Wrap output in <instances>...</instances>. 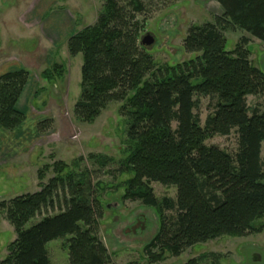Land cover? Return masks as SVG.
I'll return each instance as SVG.
<instances>
[{
	"label": "trees",
	"instance_id": "16d2710c",
	"mask_svg": "<svg viewBox=\"0 0 264 264\" xmlns=\"http://www.w3.org/2000/svg\"><path fill=\"white\" fill-rule=\"evenodd\" d=\"M130 1L132 8L141 9L139 0ZM216 1L222 16L215 24L189 29L183 45L194 57L181 64L157 68L143 48L138 50L136 30L129 29L134 17L124 13L118 0H105L97 21L67 41L69 55L80 53L83 60L75 117L91 123L106 102H126L132 146L120 172L132 176L121 197L156 210L158 232L144 247L154 261L164 252L178 257L195 244L224 235L247 237L263 228L255 224L264 218V112L250 111L246 97L264 95V72L252 65L243 46L226 50L220 29L231 24L264 43V0ZM53 67L56 73L61 69ZM28 78L23 68L0 75V126L7 131L25 118L16 103ZM41 78L51 80V70H44ZM206 96L217 102L201 127L193 113L199 103L195 97ZM231 130L238 137L234 153L204 144L214 136H229ZM107 160L99 163L104 166ZM50 168L54 176L38 192L0 201L16 236L0 264H51L46 244L66 236L68 264H110L93 232L98 204L84 195L86 176L73 174L59 161L38 169L37 178L43 180ZM152 182L175 188V200L154 196ZM65 183L71 192L67 208L25 228ZM165 211L175 214L166 216ZM184 264L199 263L192 258Z\"/></svg>",
	"mask_w": 264,
	"mask_h": 264
},
{
	"label": "rangeland",
	"instance_id": "374dc122",
	"mask_svg": "<svg viewBox=\"0 0 264 264\" xmlns=\"http://www.w3.org/2000/svg\"><path fill=\"white\" fill-rule=\"evenodd\" d=\"M104 1H62V5L68 4L69 11L66 13L72 18L73 32L60 43L50 42L49 39L54 37L44 28L33 30V22L6 27L11 18L4 12L7 8L16 7L15 4L20 1L0 0V14L4 16L0 15V21L7 23L4 25L6 32L0 26V62L5 55L8 63H14V68L23 66L28 72L31 86L36 90L35 98L29 104L30 118L38 121L35 132L39 133L35 140L36 146H33L35 149L26 148L22 159L14 161L4 172H0V201L38 192L40 186L46 185L54 176L50 168L44 173L43 180H39L38 169L62 161L68 166L67 170L87 178L89 184L84 195L90 202L97 201L98 204H95L96 225L93 232L104 246L110 264H184L192 258L199 264H264V218L255 224L256 227L263 226L258 234L236 238L224 235L190 246L178 257L164 252L162 259L156 261L145 254L144 247L158 232L159 219L155 209L139 201H125L121 197L126 188L125 182L132 176L120 172L121 162L132 146V142L127 139L130 119L124 109L126 102H106L91 123L80 121L74 115V105L81 92L80 68L83 60L80 53L75 57L69 55L67 41L75 32L97 21ZM118 1L124 13L134 17L129 29L132 33L136 30L138 50L142 51L143 48L157 68L192 59L194 54L186 52L183 45L189 29L193 25L215 24L216 18L223 14L216 0H139L140 10L132 8L130 0ZM21 2L26 4L28 0ZM46 21L43 20L41 26L44 27ZM220 30L225 38L226 50L243 46L250 54L252 65L264 72V43L231 24L226 23ZM146 36L152 38V43L143 46L141 41ZM55 64L61 66L59 74L56 69L53 70ZM46 69L51 70V80L41 78V73ZM195 98L199 103L193 113L198 116L199 125L204 127L217 101L208 96ZM246 100L250 111L264 112V95L247 96ZM22 113L26 115L25 111ZM42 122L44 124L40 128ZM237 138L235 130H231L229 136H214L204 144L214 145L232 154L238 148ZM261 145L260 157L264 171V141ZM92 156L95 158L92 159ZM103 158H109L104 166L99 163ZM151 187L158 199L176 198L173 187L155 182L151 183ZM57 188L25 228L67 208L71 201L70 188L67 183ZM165 214L173 216L175 213L165 211ZM69 238L66 236L46 244L51 264H68L66 241ZM15 239L13 226L0 211V261L6 258L7 246Z\"/></svg>",
	"mask_w": 264,
	"mask_h": 264
},
{
	"label": "crops",
	"instance_id": "0c3cea01",
	"mask_svg": "<svg viewBox=\"0 0 264 264\" xmlns=\"http://www.w3.org/2000/svg\"><path fill=\"white\" fill-rule=\"evenodd\" d=\"M19 1L20 2L15 4L16 7L7 8L6 12L3 11L5 15L11 18L9 25L6 27L16 23L18 26H24L27 23L30 24V22H33L31 24L33 30H41V28H44L54 37V40L49 39L50 42L59 41L60 43L66 39L70 32H73L71 26L72 18L66 13L69 11L68 4L63 3L65 5H62L61 3L62 1L64 2V0H28L26 4L21 2V0ZM58 3L61 4L59 5ZM0 15L2 16V13ZM45 19H47V21L43 27L41 24ZM2 21L3 20L0 21V26H2V31L6 32L7 29H5L4 25L7 23ZM3 58L4 60L0 62V75L20 70L23 67L14 68V63H8L7 60H5V55H3ZM31 85L32 82H30V78H28L19 96V100L16 103L17 109L26 112L23 123L17 128L12 129V131H7L0 126V172H4L7 166L11 165L14 161L22 159V157L25 156L24 150L26 148L32 147L35 149V140L39 133L35 132L36 123L38 121L30 118L31 111L29 109V104L33 102L36 94V90H34ZM21 171H19V173H21Z\"/></svg>",
	"mask_w": 264,
	"mask_h": 264
},
{
	"label": "water",
	"instance_id": "95a60500",
	"mask_svg": "<svg viewBox=\"0 0 264 264\" xmlns=\"http://www.w3.org/2000/svg\"><path fill=\"white\" fill-rule=\"evenodd\" d=\"M152 43V38L150 36H146V38H143L141 41V44L144 46L150 45ZM253 260L256 261V258L253 257Z\"/></svg>",
	"mask_w": 264,
	"mask_h": 264
}]
</instances>
